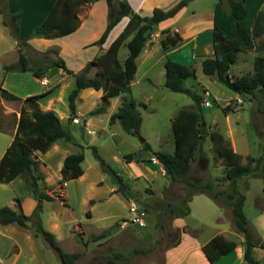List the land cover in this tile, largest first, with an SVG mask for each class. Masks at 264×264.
I'll return each instance as SVG.
<instances>
[{
    "label": "rangeland",
    "instance_id": "374dc122",
    "mask_svg": "<svg viewBox=\"0 0 264 264\" xmlns=\"http://www.w3.org/2000/svg\"><path fill=\"white\" fill-rule=\"evenodd\" d=\"M215 1H190L188 11L199 10L203 15L202 23H207L208 17L205 12L212 8ZM258 1L249 0L250 16L254 8L257 9L254 15L264 8V0H260L256 5ZM88 6V4L82 6L79 11L81 17L87 15L90 8ZM224 7L227 6L224 4ZM188 24L190 23L184 25L187 27ZM33 28L29 29L30 33ZM0 30L4 35V40H0V52L13 49L17 38L12 28H3L0 22ZM181 30H184L183 26ZM163 31L151 35V41L150 39L147 41L143 53L141 52L136 59L137 71L130 82L131 92L107 98L105 109L100 114H92V111L102 105L103 93L92 88L80 91L76 101V114L71 113L67 97L73 87L74 78L64 69L50 66L47 69V79L41 78L38 82L34 78L38 84L31 82L30 72L27 77H20L13 83L10 81L11 78H8L7 88L17 94H25L26 90L33 92L23 95L25 98L50 90L45 97L37 100L39 107L42 110H54L73 135L74 141L59 139L46 152L35 151L32 155L38 170L44 174L40 188L55 198L54 201H43L40 212L41 223L45 229L55 234L65 252L79 253L73 264L160 263L166 248L175 243L185 230L174 224L175 218L179 217H185V222L190 226L196 225V238L199 239H205L220 227L226 228L225 234L236 240L238 239L236 235L241 234L231 223L232 217L228 216L232 215L229 204H221L205 192L194 193L184 202L193 190L184 182L171 183L152 153L153 151L173 152L174 134L171 126L173 117L182 109H196L195 100L191 96L171 91L164 85V62L168 58L166 51L174 47L184 48L193 39L183 36L175 46L164 50L161 39L167 33L171 35L175 31ZM178 33L180 34L181 31ZM108 41L107 36L105 44ZM205 44L207 41L195 42V51H191L188 58L195 68L196 75L195 78L189 77L184 82L185 86L202 96L200 113L204 123L199 127L205 135L203 150L195 151L189 179L203 183L211 180L216 189L227 193L231 189V182L225 178V157L219 154L218 146L220 143L229 145L241 155V162L244 164L248 162L247 155L254 157L264 155V99L258 100L233 93L216 78L205 75L202 72L201 59L203 56L212 55V50L207 53L206 48L204 49ZM82 48L84 51L92 49L89 46ZM25 49L31 58L30 66L36 65L32 57L41 62L42 66H46L52 59L60 56L64 57L67 68L73 72H79L94 57V54H91L85 65L77 68L74 61L75 53L71 51L70 45L55 44L49 47L45 54L33 50L30 46H26ZM102 53L101 50L98 55ZM126 54L127 48L122 47L119 58L123 60ZM257 54H264V31L261 36L254 39V48L238 53L236 61L229 70L231 77L253 74V60ZM13 56L14 52L11 50L5 52L2 58L8 63ZM4 72L6 71L0 61V79ZM97 74L98 70L93 68L87 76L92 77ZM125 98L134 99L142 115L140 135L124 131L119 121L110 122V115L117 110L122 99ZM1 101L0 97L2 123L0 154L15 132L17 118L13 110H18L22 104L21 100L12 102L4 100V103ZM205 101H209V106L204 105ZM10 108L13 110L11 111ZM213 132L221 134L222 141L212 139L210 134ZM145 142L149 143L151 150H143ZM92 145H95L102 158L122 175L140 203H135L115 191L117 185L108 173L101 170L90 147ZM77 152H82L84 155L81 163L84 173L78 178L62 181L61 167L64 158L68 154ZM126 153L133 154L132 161L123 159L122 155ZM237 184L245 195L244 214L251 222L252 218L261 215L264 211V157L260 170L242 177ZM18 200L26 211L25 214L30 215L34 208L35 197L24 179L18 177L13 182L0 183V207L7 205L15 209ZM184 204L189 208L185 216L174 217L166 212L171 207L182 208ZM142 212L148 215L147 225L149 222L153 233L142 230L145 228H140L133 222L134 217ZM215 215H222V221H218ZM199 218L206 222L201 224ZM150 219L153 222L148 221ZM156 221L162 225V228L156 227ZM0 230L3 233L0 257L5 264L11 263L12 256L18 249L20 251L17 264H61L56 252L41 236H35L30 226L22 227L15 223L1 224ZM259 234L261 236L262 233L259 231ZM96 236L99 238L95 239ZM14 242L15 244H12ZM135 249H146L148 252H135ZM118 252H121L124 258L113 257ZM107 255L111 256L109 260L104 259Z\"/></svg>",
    "mask_w": 264,
    "mask_h": 264
},
{
    "label": "trees",
    "instance_id": "16d2710c",
    "mask_svg": "<svg viewBox=\"0 0 264 264\" xmlns=\"http://www.w3.org/2000/svg\"><path fill=\"white\" fill-rule=\"evenodd\" d=\"M95 1L97 0H56L43 22L34 27L32 32L25 38H21L19 34V12L10 14L9 20L3 19V23L12 28L20 47L17 61L4 65L5 71L25 72L33 70L34 75L41 78L50 66L64 69L67 73L73 75L74 78L73 87L67 97L68 107L73 114H76V101L80 91L83 89L92 88L98 91L101 90L103 93L102 105L96 107L92 114L103 112L107 104V98L118 96L124 92L130 93V82L137 71L136 59L151 38V35L157 30L158 24L173 18L191 0H178L167 9L154 8L150 15H140L131 8L127 0H106V26L100 37L89 45L101 46L110 31L123 17L127 16L129 19L121 32L102 54L87 62L79 72H73L68 69L66 61L60 56L52 59L46 66H42L41 62L32 57L36 65L31 67L29 65L30 55L28 52L23 51V48L28 46L27 39L32 37L56 38L72 33L80 25L79 11L82 6ZM216 1L225 14H230L234 18L233 31L231 34H226L216 23L214 24L212 31L213 53L209 56H203L201 59L202 72L205 75L216 78L217 81L221 82L233 93L258 100L264 99V54H257L254 57L253 74L232 78L229 72L231 65L237 59L238 53L254 48V39L263 33L264 8L255 13L249 27H245L241 21L248 13L247 0ZM224 4L227 7H224ZM0 10L2 12L1 8ZM163 30V32L169 31V29ZM181 40L182 36L175 31L171 35L167 33L161 39V44L165 50L175 46ZM122 47L127 48V54L123 60L119 58V52ZM261 48H263V45ZM42 54H45V52ZM164 67L165 87L171 91L191 96L195 100L196 109H182L173 117L171 121L174 134L173 152L153 151L152 153L161 164L171 183L184 182L193 190L185 198L184 202L188 201L194 193L205 192L221 204H229L231 206L234 226L244 236L245 259L248 264H259L253 248H264V240L256 238L248 225V219L243 211L245 195L239 190L237 183L242 177L257 173L260 170L264 155L259 157L247 155L248 162L244 164L241 162V155L236 153L229 145L219 144V154L225 157L224 175L231 182V189L227 193L216 189L214 182L211 180L203 183L189 179L191 164L195 159V151L197 149L203 150L205 139V135L199 127L204 123L200 113L202 96L184 84L187 78H195L196 71L193 65L167 58L164 62ZM93 68L98 70V74L88 77V72ZM49 92L50 90L21 99L0 87V97L6 100L22 101L13 138L0 158V183H8L21 177L29 184L36 200L35 207L30 215L24 213L19 200L17 201L16 209L7 205L1 206L0 224L15 223L22 227L30 226L34 235L41 236L56 252L61 264H73L79 257V253L65 252L58 243L55 234L45 229L40 219L43 201H54L55 198L40 188V182L44 174L38 170L37 163L32 155L35 151L46 152L59 139L67 142L74 141L71 131L62 123L54 110H42L39 107L37 100L42 99ZM115 121L120 122L124 131L140 135L142 115L134 99H122L117 110L110 115V122L113 123ZM1 125L0 120V129ZM210 135L212 139L220 141L223 139L221 134L213 132ZM90 147L95 159L99 162L101 170L108 173L117 185L115 191L120 192L125 198L131 199L135 203H140L136 194L124 181L122 175L102 158L95 145ZM142 148L143 150H151L148 142H145ZM122 157L128 162L133 160L132 153L123 154ZM83 160L84 155L82 152L68 154L62 163L61 180L67 181L80 177L84 173L81 165ZM253 163L254 166H252ZM166 212L174 217L185 216L189 212V208L184 204L182 208L171 207ZM156 227L162 228V225L156 221ZM94 238H99V236ZM178 241L179 239L167 248L174 246ZM235 247V241L228 240L222 235H215L202 246V249L207 258L213 262ZM134 251L148 252L146 249H135ZM113 257L119 259L124 258V255L118 252ZM110 258L111 256H104L106 260Z\"/></svg>",
    "mask_w": 264,
    "mask_h": 264
},
{
    "label": "crops",
    "instance_id": "0c3cea01",
    "mask_svg": "<svg viewBox=\"0 0 264 264\" xmlns=\"http://www.w3.org/2000/svg\"><path fill=\"white\" fill-rule=\"evenodd\" d=\"M177 1L178 0H127L131 8L137 13H139L140 15H150L154 8L167 9L170 6H172L174 3H176ZM192 1L194 0H191V2ZM259 1L257 4L256 3L255 4L258 5ZM55 2L56 0H0V8L2 9V12H3L2 13L0 10V22L2 24V27L8 29L10 26L5 25L3 23V19L5 18L9 20L10 14L19 12L20 13V19L18 22L19 34L21 38H25L30 34L29 32L30 28H33L34 26L39 25L43 22V20L45 19V17L47 16L48 12L52 8V6L55 4ZM88 5H89L88 8L89 7L90 8H89L87 15L83 17L79 15L81 21H80V25L75 31H73L72 33L63 35V36L56 37V38H42V37L28 38L27 39L28 46H30L33 50L37 52L44 53L48 50L49 47L55 44L70 45L71 51L75 53L74 61L76 62L77 68L79 67L82 68L86 63L87 58L91 54H94V57H95L100 53L101 50L104 52L109 47L113 39L117 37V35L121 32V30L124 28V26L126 25L129 19L127 16H125L114 26V28L108 34L109 41L106 44L104 42L102 44L103 45L102 48H100V46L98 45H89L94 40L98 39V37L101 35V33L103 32L106 26L107 4H106V0H97L93 3H89ZM188 7H189V3L187 6L183 7L173 18L167 19L159 23L157 26V30L155 31L157 32L163 29H169L170 31L172 30V31H177V32L181 31L180 35L182 36V39H183V36L184 38L190 37L191 40L193 39V41L190 43L192 45L190 44L186 45L184 48H181V49H178V47H174L166 51L169 59L178 61L184 64H188V63L191 64L188 57L191 55V51L192 52L195 51L194 50L195 42L198 43V41L200 40H203L205 43L207 41V44L204 45V49L206 48L207 53H209L211 50L213 53L212 31H213V27L215 23L226 34L232 33L233 23H234V18L230 14H225L222 8L217 4V1H215V3L213 4L210 10H207L205 12L208 17L207 18L208 22L204 24L202 23L203 15L200 14V11L193 9L191 10V12H189ZM247 10H248L247 16L241 21V23L245 27H249L251 19L254 16L253 13L254 11L257 10V9L255 10L254 8V11L252 12L250 16L249 0H247ZM188 22L190 24H188V26L186 27L185 25ZM182 26L184 27L185 31L181 30ZM24 27H26V29H24ZM1 32L2 30H0V40H4V35ZM86 46H89L92 49L90 51H84L83 50L84 48L82 47H86ZM19 49L20 47L18 45V41L15 40V45L13 49H11L14 52V56L13 58H10L9 60L10 62L8 63L5 62L7 60L3 59L2 56L5 52L7 53L11 50L9 51L3 50L0 52V61H2L3 67L6 64L17 61L18 55H19L18 53ZM23 51L25 52L26 49L23 48ZM142 53H143V50H142ZM62 58L64 59V57ZM21 72L23 71L4 72L3 76L0 79V87L22 98L23 95L32 94L33 92H29L28 90H26L25 94H17L16 92L7 88L8 78H11L10 81L13 83V81L18 80V78L20 77L21 78L27 77L28 72L32 74L30 75V80L31 82H34V83H36L34 81V78L38 82H40L41 78H45V79L48 78V76H46L48 75L47 71L41 78L36 77L33 73V70H28L23 73ZM1 99L3 103H4V100L7 102L18 101V100H6L2 97ZM23 99H25V97H23ZM19 109L13 110L10 108V110L11 111L13 110V113H15L16 118H18L19 116ZM9 143L7 144V146L9 145ZM7 146L5 147V149L7 148ZM4 151L5 150H2L0 154V158L2 154L4 153ZM14 180H12V182ZM35 204H36V200L33 201L34 207H35ZM25 212L26 211H24V213ZM147 216L148 215H145L146 219H149V217L147 218ZM215 216L218 217V221H222V217H223L222 215H215ZM228 216L232 217V215H228ZM184 218L185 217L175 218L174 224H176V226L181 229L184 228L185 230L182 231L177 244L167 248L164 251L163 259L161 260L160 263H157V264H248V262L245 259V255H244L246 247L244 244V236L242 233L236 235L238 237V239L236 240L235 238H232L225 234L226 228L220 227L213 234L208 235L205 239H199V238H196L197 236L196 225L190 226L188 223L185 222ZM148 221L153 222V220L151 219ZM199 221L201 224L206 222L205 220L200 219V218H199ZM262 221H264V211L261 215H256L254 218H252L251 222L248 220V225L256 238L264 240V223L262 224ZM259 222H261L260 225H259ZM231 223L234 224L233 218H232ZM146 226L144 227L145 229H142V230L153 233V228H151L152 226H149V222H148V225ZM259 231L260 233H262L261 236H259L260 235ZM2 234L3 233L0 230V242H1V239L3 238ZM215 235H222L228 240L235 241L236 247L230 252L221 256L219 259L211 262L205 255L202 249V246ZM12 244H15V242ZM19 251L20 250L18 249V251L15 252L14 256H12V260L10 264H17L18 257H19ZM253 251H254L256 258L259 260V264H264V248L254 247ZM0 264H5L2 257H0ZM134 264H153V263L137 262Z\"/></svg>",
    "mask_w": 264,
    "mask_h": 264
},
{
    "label": "built area",
    "instance_id": "2783aa9c",
    "mask_svg": "<svg viewBox=\"0 0 264 264\" xmlns=\"http://www.w3.org/2000/svg\"><path fill=\"white\" fill-rule=\"evenodd\" d=\"M204 105L209 106V101H205ZM133 222L136 223L139 227H145L147 225V220L144 212H142L140 215L137 214L134 217Z\"/></svg>",
    "mask_w": 264,
    "mask_h": 264
},
{
    "label": "water",
    "instance_id": "95a60500",
    "mask_svg": "<svg viewBox=\"0 0 264 264\" xmlns=\"http://www.w3.org/2000/svg\"><path fill=\"white\" fill-rule=\"evenodd\" d=\"M144 141V140H143Z\"/></svg>",
    "mask_w": 264,
    "mask_h": 264
}]
</instances>
